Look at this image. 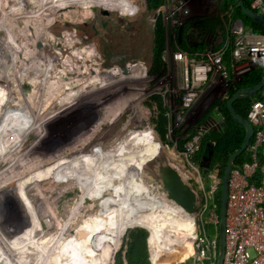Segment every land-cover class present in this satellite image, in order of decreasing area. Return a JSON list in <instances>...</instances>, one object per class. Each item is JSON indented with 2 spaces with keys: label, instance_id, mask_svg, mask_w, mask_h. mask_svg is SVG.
<instances>
[{
  "label": "rangeland",
  "instance_id": "obj_1",
  "mask_svg": "<svg viewBox=\"0 0 264 264\" xmlns=\"http://www.w3.org/2000/svg\"><path fill=\"white\" fill-rule=\"evenodd\" d=\"M219 2L161 0L160 6L151 8L148 0H131L138 11L128 16L129 0H0V264H78L77 257L85 250L84 232L96 238L94 264H114L118 253L124 256L131 225L162 232L165 244L177 247L151 259L147 231L149 264L192 263L187 256L194 253V223L156 198L150 173L144 180L136 169L127 171L124 154L135 140L146 141L156 152L151 154L152 163L166 160L195 188L199 214L204 192L209 204L215 201L220 170L213 166L214 174L189 165L200 152L188 160L185 145L197 129L208 128L207 114L220 113L224 103L207 93L219 76L198 88L194 105L176 124L186 92L171 54L189 48L179 35L190 32L198 14L199 19H213ZM231 9L234 5L224 0L221 13ZM222 24L227 30V17ZM184 54L197 58L192 49ZM80 57V74L69 65L65 74L61 66ZM245 67L250 68L243 65V72ZM226 73L224 88L231 84ZM95 80L98 83L93 84ZM102 80L109 81H104L109 88L98 89ZM127 101L146 105L155 117L157 107L165 118L163 139L159 136L154 144L149 130L120 128L97 150L127 111ZM121 105L124 109H118ZM204 138L214 144L206 133ZM5 178H11L10 183ZM199 218L196 232L201 236ZM159 223L167 227L161 230ZM206 229L212 239L214 228ZM189 247L188 254L183 249ZM88 251L92 250L83 255ZM198 260L196 264H210L208 259Z\"/></svg>",
  "mask_w": 264,
  "mask_h": 264
},
{
  "label": "built area",
  "instance_id": "obj_2",
  "mask_svg": "<svg viewBox=\"0 0 264 264\" xmlns=\"http://www.w3.org/2000/svg\"><path fill=\"white\" fill-rule=\"evenodd\" d=\"M249 2L250 8L264 17V0H249ZM229 37L232 40L230 55L241 73L252 67L264 65V34L245 30L239 21H234L229 29ZM223 54L224 52L207 54L206 61L199 63L193 62L181 52L171 54L173 67L180 72V86L182 85L186 92L178 107L176 124L194 105L197 90L202 84L215 76H219L222 80L226 79L227 71L222 64ZM243 65H249L250 68L245 67L243 72ZM258 93L259 96L248 104L246 110V120L253 128L251 140L245 151L248 160L240 165H234L229 174L222 264H264V84ZM204 120L210 128L214 114H207ZM221 123L222 119L218 128L222 126ZM207 129L204 127L197 129L186 143L188 160L200 152ZM214 191L211 188L209 192L211 197ZM203 197L200 214L198 208L196 216L191 219L195 227L191 241L194 253H188L187 256L193 258L191 264H196V260L199 261L198 259L201 258L208 259L210 264H214L213 260L217 258L219 213L215 201L212 200L209 204L205 192ZM197 216H200L198 220L203 232L201 236L197 235L198 224L195 222ZM206 225L214 228L215 235L212 239Z\"/></svg>",
  "mask_w": 264,
  "mask_h": 264
},
{
  "label": "water",
  "instance_id": "obj_3",
  "mask_svg": "<svg viewBox=\"0 0 264 264\" xmlns=\"http://www.w3.org/2000/svg\"><path fill=\"white\" fill-rule=\"evenodd\" d=\"M236 1V7H239L242 13L255 20L260 25L264 26V17L260 14L254 12L250 9L243 0H234ZM264 84V77L260 80V82L252 87L247 89H240L236 91L225 103V107L232 117V119L240 126L244 128V137L243 141L238 149H236L233 153H231L226 161V165L223 171L222 180L220 183V202H219V225H218V246H217V258L215 264H222L224 257V246H225V217H226V203H227V191H228V181L229 174L234 166V161L246 151V148L251 140L253 134V128L248 123L246 119L237 114L233 104L238 100H244L245 98H249L256 94ZM129 103V101H127ZM126 110H124V114L119 118L118 122H116L119 128H123L128 130L129 132L133 131H141V130H149L152 141L154 144L157 143V139L159 138L158 132L156 130L155 125V114L150 111H147L146 105H139L136 101L129 103V105H124ZM124 106L121 108L124 109ZM120 108V109H121ZM223 122L221 123V125ZM123 125V126H122ZM222 129L224 125L221 126ZM130 129V130H129ZM137 133V132H136ZM207 147L213 148V144H207ZM211 154V153H210ZM211 158V156H210ZM210 158L203 156L199 160L195 161V164L198 167H202L205 161L210 162ZM172 174L169 176H165L163 179L164 184V192L162 196L165 200L173 205V208L177 209L183 215L187 216L190 219H193L196 216L197 210L199 208V199L198 193L195 188L187 181L185 176L178 170L176 167H172ZM17 173H14L16 176ZM6 180L11 181V178H5ZM8 183V184H9ZM143 227V225H138ZM137 227L136 225H131L129 228L133 229ZM148 231V229H147ZM149 233V231H148Z\"/></svg>",
  "mask_w": 264,
  "mask_h": 264
},
{
  "label": "trees",
  "instance_id": "obj_4",
  "mask_svg": "<svg viewBox=\"0 0 264 264\" xmlns=\"http://www.w3.org/2000/svg\"><path fill=\"white\" fill-rule=\"evenodd\" d=\"M243 1L246 4V6L250 8L249 0H243ZM148 2L151 8H157L161 4V0H148ZM230 2L234 5V17L239 18L245 28L248 29L251 28V30L255 33L264 34V26L260 25L255 20L245 16L242 13L241 9L239 7H236L235 4L236 1L230 0ZM250 73L252 74L248 75V77H246V79L243 81V86L257 85L260 82V80L264 77V66L253 68L252 72ZM249 103H250L249 100L244 99V100H238L233 104L237 114L242 116L244 119H246V110ZM154 106L156 107V105ZM156 111H157L155 117L156 130L160 138L163 139V130L165 129V118H161V115L158 112L157 107H156ZM219 112L220 115L222 113H223L222 115H225L224 123H223L224 127L222 129V132L214 136H211L212 134H207L209 140L210 137H215V138H211L212 141L214 142L212 151H210L209 148L207 147V144H209V142L206 141L207 138L206 137L203 139L199 154L200 156H206L211 153V156L213 157L214 165L218 168V170H220V172H216V174L218 173V177L222 178L228 156L231 153H233L236 149H238L243 141L244 128L238 125L232 119V117L230 116V114L228 113L225 107V104H223L222 106L220 105ZM200 156L199 159L201 158ZM247 160H248L247 154L246 152H243L234 161V165H240L243 162H246ZM205 171L213 172L215 174V172L210 169H207ZM219 202H220V192L216 195L215 198V204L217 206L218 213H219ZM159 226L161 230H164L167 227L160 223ZM147 235H148L147 231L143 228L135 227L133 229H129V231L125 234L126 250L124 256L122 257V254L118 253L114 259L115 260L114 264H149L147 243H146ZM149 246H150L149 251H150L151 259H154L156 255H159L160 252L173 253L177 250V247H171L165 244V235L162 232L151 233L149 231ZM153 246L155 247V249L151 250ZM217 246H218V240H217ZM183 250L187 252L190 250V247L188 250L187 248H184Z\"/></svg>",
  "mask_w": 264,
  "mask_h": 264
},
{
  "label": "crops",
  "instance_id": "obj_5",
  "mask_svg": "<svg viewBox=\"0 0 264 264\" xmlns=\"http://www.w3.org/2000/svg\"><path fill=\"white\" fill-rule=\"evenodd\" d=\"M223 6H224V0H222V2H219L218 5H216V9H218V11L216 12V14H213L214 18L211 20L206 18L199 19V16H201V14L200 15L198 14L195 20L192 22V26H190L191 27L190 32H187L184 35L180 34L178 39L186 38V40L189 42V46H188L189 48L188 49L182 48L183 49L182 51L186 53L187 50L192 49V51H194L197 56L196 59L194 58L192 59V61L195 63L206 61L207 54H213V53L216 54L217 52H224L223 55H225V58H223L222 64L225 70L228 71L229 77L231 79V84H228V86L224 88V86L222 87V82H223L222 78H217V80H215L210 85V88L207 93H210L213 96L212 98L213 101L218 100L217 103L221 102L225 104L226 101L236 91L240 89L252 88L256 85L243 86V81L246 79V77H248V75L252 74L250 72H252L253 69L250 70L249 72L250 74L249 73L242 74L240 72V68L234 61L233 57L230 55L231 47H232V40L229 37V29L231 25L230 23L234 21L241 22V20L239 18L232 16L234 15V9H231V11L227 13L226 12L221 13V7ZM204 16L205 14L202 15V17ZM226 17H227V30H226V25L223 26L222 24ZM258 92L246 99L250 101L254 100L256 97L259 96ZM221 119L222 118L220 115L214 113V121H212L213 124L212 126H210V128L207 129L206 135L212 134L211 136H214L220 133L219 132L220 129L215 131L214 128L212 127L215 126L218 128L220 126L219 123L221 122ZM211 138H215V137H210V140H212Z\"/></svg>",
  "mask_w": 264,
  "mask_h": 264
},
{
  "label": "bare ground",
  "instance_id": "obj_6",
  "mask_svg": "<svg viewBox=\"0 0 264 264\" xmlns=\"http://www.w3.org/2000/svg\"><path fill=\"white\" fill-rule=\"evenodd\" d=\"M123 4H119V6H122ZM57 36V35H56ZM22 51V50H21ZM23 52V51H22ZM63 52V50L61 49V53ZM24 54H26V52H24ZM47 54V53H46ZM45 55V54H44ZM46 57V60L48 61H45L47 63V65L50 63V60L49 58L47 57V55L45 56ZM71 59V57H69ZM80 59H83L82 57L78 58L77 61H73V62H70L67 64L66 67L63 68V66H61L62 70L64 71L65 74L69 73V69H68V65L69 66H72V69L75 70L74 68H78L77 70L73 71V73L75 74H80V72L78 71L79 68H80ZM73 60V59H72ZM50 70L53 71L54 67H49L47 66ZM38 68H40L38 66ZM45 68V67H44ZM70 68V67H69ZM78 71V72H77ZM108 71V70H107ZM63 73V72H62ZM84 74V73H83ZM100 74H96L93 76L96 77H100L99 76ZM68 76V75H67ZM76 77V75H75ZM101 79V77H100ZM69 80H72V79H69ZM49 81V80H48ZM104 81L105 83H109V81L107 80H102V81H99L100 85L98 88H105L106 87V84H104ZM44 82V81H43ZM98 83V80H95L93 81V84H96ZM50 84V83H49ZM113 86V85H112ZM92 87V86H91ZM111 87V86H110ZM106 88H109V87H106ZM114 91V90H113ZM117 91V90H116ZM109 92V91H108ZM112 93V91H111ZM116 93V92H115ZM109 94V93H108ZM112 97L114 96L111 95ZM122 107V105L118 108L120 109ZM37 108V107H36ZM119 130L120 128L117 127L116 125L114 127H112L110 130H108L107 134L101 139V142H100V146L97 147V150L101 147V145L105 142H107V140L110 138V136L112 135V137L114 138L115 136H117L119 133ZM104 143V144H105ZM104 144L102 145V147L104 146ZM152 153H156L155 151H153V149L151 148V146L146 142V141H142V140H135L133 143L130 144V146L128 147V149L125 151V156H126V162H128V167H127V171H129V168L130 169H136L140 175L144 178V180L146 179L145 176H147V173H150L151 176H152V179L154 180L155 179V188L152 187V189H154V191L156 192V198L158 200H162V201H166L165 198L162 196L163 194V190H164V182H163V178L165 176H169L170 173L172 172V169H170L168 167V165L166 164V160H161L162 162H160L159 165H156L155 163H152L150 157H151V154ZM161 156V155H159ZM154 168V169H153ZM156 168V169H155ZM144 171L146 173H144ZM172 174V173H171ZM156 176V177H155ZM127 199L128 200H131L132 199V196L131 195H128L127 196ZM91 226V225H90ZM145 227V226H144ZM90 229V228H89ZM93 231V230H92ZM97 230L94 231V235L97 234L96 232ZM150 231V230H149ZM87 232V231H86ZM151 232V231H150ZM91 233V232H90ZM83 233L82 234V237L83 239H85V241L81 240V242H83L84 244L82 245L83 248H85V250L83 251V253L78 256L77 258H80L78 260H80V262L78 264H94V254L96 252V246H95V243H96V238L93 237L92 233ZM154 233V232H153ZM85 234V235H84ZM84 235V236H83ZM81 238V237H79ZM91 240H92V243H91ZM90 241V243H89ZM80 242V243H81ZM87 249L89 250H92L91 252H89L90 254L89 255H83L84 252L86 253ZM78 250V248H77ZM80 251V250H78ZM190 251H187V253H189ZM77 254H80L79 252ZM73 257V256H72ZM184 259V258H183ZM71 264H76V261L72 262Z\"/></svg>",
  "mask_w": 264,
  "mask_h": 264
},
{
  "label": "clouds",
  "instance_id": "obj_7",
  "mask_svg": "<svg viewBox=\"0 0 264 264\" xmlns=\"http://www.w3.org/2000/svg\"><path fill=\"white\" fill-rule=\"evenodd\" d=\"M251 9V8H250ZM138 11V9H137V7L133 4V3H131V0H129V4H128V7H127V9H126V14L128 15V16H134L135 14H136V12ZM241 24H242V22H240ZM242 26H243V24H242ZM243 28L245 29V30H249V31H252L251 29H248V28H245L244 26H243ZM253 32V31H252ZM255 33V32H254ZM264 66V65H263ZM256 67H261V66H256ZM256 67H252L251 69H253V68H256ZM246 99V98H245ZM252 101V100H251ZM250 101V102H251ZM220 114V113H219ZM222 118V117H221ZM224 123V122H223ZM223 125V124H222Z\"/></svg>",
  "mask_w": 264,
  "mask_h": 264
},
{
  "label": "flooded vegetation",
  "instance_id": "obj_8",
  "mask_svg": "<svg viewBox=\"0 0 264 264\" xmlns=\"http://www.w3.org/2000/svg\"><path fill=\"white\" fill-rule=\"evenodd\" d=\"M93 80H94V78H93ZM98 89H99V88H98ZM220 116H221V115H220ZM222 122H224V118H222ZM212 128H214L215 131H217V130L220 129L219 132H220V133L222 132V129H221L222 127L217 128V127L213 126ZM217 133H218V132H217ZM209 150L212 151V148H210ZM210 156H211V154L206 155V157H209V158H210ZM200 157L202 158L203 156H200ZM198 159H199V158H198ZM213 166H215V165H214V162H213V157L211 156V158H210V162H209V161H205L204 164H203V166H202V168H204V169H206V168H207V169H210V168H211V169H212Z\"/></svg>",
  "mask_w": 264,
  "mask_h": 264
}]
</instances>
